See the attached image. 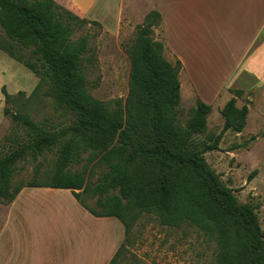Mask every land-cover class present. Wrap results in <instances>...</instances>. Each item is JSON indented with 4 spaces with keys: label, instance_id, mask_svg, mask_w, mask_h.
Returning <instances> with one entry per match:
<instances>
[{
    "label": "trees",
    "instance_id": "obj_1",
    "mask_svg": "<svg viewBox=\"0 0 264 264\" xmlns=\"http://www.w3.org/2000/svg\"><path fill=\"white\" fill-rule=\"evenodd\" d=\"M160 23L151 11L136 27L124 49L127 97L106 104L90 93L84 67L94 61L89 36L73 39L90 21L55 0H0V50L38 79L27 98L1 91L3 114L14 128L5 138L8 150L0 152V202H13L25 187L69 190L92 216L118 220L125 239L142 214H151L162 226L202 233L215 245L214 264H264L259 204L240 202L205 159L226 132L244 130L248 107L236 106L243 92L231 91L217 135L206 134L211 107L199 99L181 124V63L169 62L154 39ZM42 98L62 119L57 125L30 117L31 102ZM46 152L57 154L50 174L26 184L16 179L20 162ZM83 154L82 169L72 171ZM93 166L102 170L95 182ZM127 250L123 242L108 264H123Z\"/></svg>",
    "mask_w": 264,
    "mask_h": 264
},
{
    "label": "rangeland",
    "instance_id": "obj_2",
    "mask_svg": "<svg viewBox=\"0 0 264 264\" xmlns=\"http://www.w3.org/2000/svg\"><path fill=\"white\" fill-rule=\"evenodd\" d=\"M214 1L212 0V3L215 4ZM209 3V0L183 1L181 12L185 15V21L180 28V37L187 40L173 43L176 48L182 47L181 53L187 56L184 57L186 70L183 74L181 71L179 73L181 101L178 120L184 124L199 99L211 107V113L207 117L206 134L217 135L223 126L220 110L229 100V89H223V85L227 86L229 82V43L214 41L216 38L211 37L205 30L209 28L207 24L211 22L210 20L204 25L200 24L199 18L204 20L207 14L206 6ZM193 4L194 9L191 11L189 8ZM151 11V2L148 0H108L105 9L99 15L100 20L87 19L91 24L74 35L73 39L86 34L89 36L94 61L92 64H85L84 67L90 93L96 99L111 104L114 100L124 101L127 97L130 62L124 49L134 38L136 27ZM218 21L216 16L212 20L216 24L219 23ZM170 27L174 29L171 25ZM2 36L0 29V37ZM170 36L174 39L178 35ZM154 39L165 45L161 23L154 29ZM164 56L171 63L177 60L165 47ZM37 82L38 79L32 72L0 50V152L8 150L9 144L5 138L11 135L14 128L12 120L3 114L6 105L2 88L13 97L22 91L24 98H27ZM219 88L221 91H217ZM238 99V107L248 102L245 97ZM7 107L15 110L17 106L7 105ZM28 113L34 122L48 121L51 125H57L62 121L47 98L32 101ZM253 117L247 119L246 129L241 136L226 132L219 143V150L206 153L205 159L226 186L232 189L240 202L259 204V223L264 231V138H262L264 122L258 123L260 128L255 133H249L253 128L251 119ZM252 137L254 140L251 139ZM256 137H259V140H256ZM256 142L258 144H255ZM235 148H239L238 152L234 151ZM231 150L236 152L235 156L229 154ZM87 155L83 154L81 162L72 165L71 170H81ZM56 158V152H46L35 161L28 157L19 163L16 179L24 184L36 179L41 180L52 172ZM93 171L91 181L95 182L102 170L93 166ZM22 191L27 194L57 192L49 188L28 187L20 192ZM7 205L0 202V226L2 213ZM115 221L122 228V243L128 246L123 264L215 263L214 243L195 228L165 227L158 223L154 215L144 213L125 239L122 225ZM44 227L47 228V225Z\"/></svg>",
    "mask_w": 264,
    "mask_h": 264
},
{
    "label": "crops",
    "instance_id": "obj_3",
    "mask_svg": "<svg viewBox=\"0 0 264 264\" xmlns=\"http://www.w3.org/2000/svg\"><path fill=\"white\" fill-rule=\"evenodd\" d=\"M55 1L82 18L100 20L108 0ZM183 1L148 0L152 11L161 16L163 46L180 61L182 74L187 56L173 42L187 40L180 37L185 21ZM209 1L204 20L199 18L200 24L210 20L205 30L216 38L214 41L229 43V82L223 89H229V100L234 97L230 91L243 92L241 97L248 101L243 103L248 107L247 119L254 116L249 133H255L260 128L258 123L264 122V0H215V4ZM189 9L192 11L194 4ZM215 16L218 24L212 22ZM171 34L178 36L174 40ZM238 103L236 98V106ZM242 132L235 135L241 136ZM229 154L235 156L236 152L231 150ZM53 190L57 192L22 191L6 206L0 226V264H108L123 240L116 219L94 217L69 190Z\"/></svg>",
    "mask_w": 264,
    "mask_h": 264
}]
</instances>
